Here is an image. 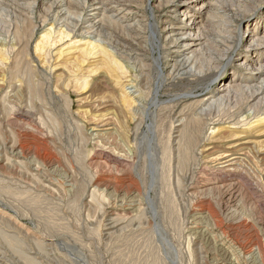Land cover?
<instances>
[{"label":"rangeland","instance_id":"374dc122","mask_svg":"<svg viewBox=\"0 0 264 264\" xmlns=\"http://www.w3.org/2000/svg\"><path fill=\"white\" fill-rule=\"evenodd\" d=\"M211 1L202 73L225 63L227 17L260 5ZM29 9L0 0V264H264V101L255 117L251 90L230 95L188 152L175 131L193 83L137 81L110 47L33 30Z\"/></svg>","mask_w":264,"mask_h":264},{"label":"bare ground","instance_id":"6f19581e","mask_svg":"<svg viewBox=\"0 0 264 264\" xmlns=\"http://www.w3.org/2000/svg\"><path fill=\"white\" fill-rule=\"evenodd\" d=\"M12 1L30 8L35 16L33 23H36L33 30L50 25L49 33L54 29L56 32L63 29L66 37L71 34L76 38H90L98 44L110 47L115 56L134 71L132 76L137 81L147 82L148 73L154 72L157 80H187L193 83L194 91L183 94V97L188 98L191 105H195L196 115L186 124L183 122L184 118L177 120L176 127L180 128L175 131L178 139L176 143L181 142L188 152L192 148L198 149L202 144L196 136L201 125L212 132L213 128L210 126L220 123V119L212 117L215 106L228 101L230 95L236 91H252L248 109L254 112L255 117L259 115L255 110L264 101V12L258 11L260 8L264 9V0H257L260 5L255 10L250 9L249 13L246 11L244 15L233 14L227 17L225 41L228 40L231 46L222 55L225 63L219 69L204 73L198 70L195 56L207 44L206 27L213 22L210 13L211 0H144L143 9L133 0H83L81 3L79 0ZM257 1L252 3L251 0V3L255 5ZM156 13L161 14V17ZM241 23L245 26L243 29L238 28ZM242 42H245V46L240 50L238 46ZM155 53L157 57L153 56ZM160 53L164 54L163 61ZM228 70L230 71L227 73ZM216 80L219 81V86L210 91ZM204 89L205 94H200ZM131 96L135 102L142 101L137 89L131 92ZM132 103L131 100L124 101L127 106ZM136 106L134 113L138 111ZM260 110L264 114V104ZM199 117L201 119H196ZM201 120L202 124L199 122ZM18 151L19 154L22 153L21 148ZM185 155L188 156V153ZM230 157L225 152L222 157L215 159L218 162L221 160L218 163L221 166L216 168L218 172H225L234 164L231 163L234 158ZM210 180L206 176L201 183L204 186ZM108 225L107 230L112 231L119 224L111 221ZM219 240L223 245V240Z\"/></svg>","mask_w":264,"mask_h":264}]
</instances>
